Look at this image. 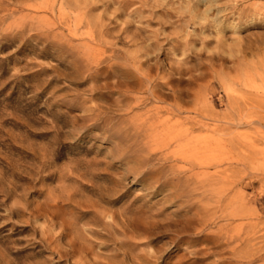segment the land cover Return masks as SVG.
Masks as SVG:
<instances>
[{"label": "rangeland", "instance_id": "374dc122", "mask_svg": "<svg viewBox=\"0 0 264 264\" xmlns=\"http://www.w3.org/2000/svg\"><path fill=\"white\" fill-rule=\"evenodd\" d=\"M0 264H264V0H0Z\"/></svg>", "mask_w": 264, "mask_h": 264}, {"label": "bare ground", "instance_id": "6f19581e", "mask_svg": "<svg viewBox=\"0 0 264 264\" xmlns=\"http://www.w3.org/2000/svg\"><path fill=\"white\" fill-rule=\"evenodd\" d=\"M75 253V252H74ZM63 255V254H62ZM68 257V256H67Z\"/></svg>", "mask_w": 264, "mask_h": 264}]
</instances>
